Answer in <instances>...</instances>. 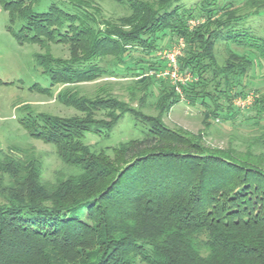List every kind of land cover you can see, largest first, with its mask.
<instances>
[{
  "label": "trees",
  "instance_id": "trees-1",
  "mask_svg": "<svg viewBox=\"0 0 264 264\" xmlns=\"http://www.w3.org/2000/svg\"><path fill=\"white\" fill-rule=\"evenodd\" d=\"M32 1L0 3L18 44L68 46L66 61L33 55L50 86L130 77L167 112L181 99L155 78L166 64L159 52L182 40L178 67L193 80L182 101L198 105L205 121L234 124V100L246 99L257 76L248 119L264 122V30L247 25L264 16V0H114L130 12L120 20L126 31L99 20L92 5L93 14L88 4L38 12ZM191 20L202 23L190 28ZM58 97L85 116L26 112L19 123L79 173L46 185L34 154L0 149V264H264V157L207 151L115 101ZM98 110L107 123L93 120ZM125 113L144 127L142 138L113 148L112 157L89 152L84 137L109 133Z\"/></svg>",
  "mask_w": 264,
  "mask_h": 264
},
{
  "label": "rangeland",
  "instance_id": "rangeland-1",
  "mask_svg": "<svg viewBox=\"0 0 264 264\" xmlns=\"http://www.w3.org/2000/svg\"><path fill=\"white\" fill-rule=\"evenodd\" d=\"M143 1L151 2L152 0ZM196 1L198 0H183L182 2L186 6H191ZM32 2L33 10L38 12H44L50 4H58L61 7L74 4L85 7L88 4L86 8H90L88 10L93 14L92 8L89 6L92 5L99 10V13H96L99 20L107 22L111 28L121 26L120 30H127L126 27H122L120 20L127 17L130 12L114 0H37ZM240 11L247 12L248 8L244 9L243 7ZM8 21V13L0 3V80L5 83L0 84V149L6 151L9 148H16L34 154L40 163L41 183L52 185L57 179L77 175L79 170L65 164L59 157L54 145L31 138L19 121L26 112L62 119L85 116L76 108L62 103L58 97L61 94L90 101L98 98L108 104L110 101H115L112 103L124 106L121 110H132L142 117L159 118L166 128L186 135L191 141L213 153L231 152L232 155L235 153L234 156L238 158L244 157L241 155L245 153L264 157V122L257 125L251 123L248 119L247 104L238 112L239 116L234 120L235 123L230 124L214 119L205 121L198 105L191 106L182 101L181 88L186 85V82L191 83L193 81L189 73L183 74L179 70V76L173 77L170 70L167 69V65L163 63L165 68L155 76L158 81H164V86L174 87L175 93L181 99L167 112H160L156 99L145 94L142 88L140 89V86H137L132 81L133 78L130 77L106 75L92 81L50 86L49 78L42 74L41 68L35 65L33 55L49 53L53 59L66 61L70 59L68 46L49 42H45L43 46L37 44L20 45L8 32ZM201 23L202 21L199 20L192 21L193 25H190V28ZM247 25L256 33L262 34L264 16L251 19ZM16 26L13 29H17ZM180 44H184L182 40H179L171 48ZM103 60L108 63L112 61V58L105 56ZM217 61L222 64V54L217 57ZM181 77L186 79L181 80ZM254 79L255 85L250 87L251 90L248 91L249 93L247 92L248 95L246 94L245 100L250 99L252 101L255 90L260 88L256 86L261 81L260 78L255 76ZM38 88L49 89V92H38ZM106 113L107 111L102 110L95 111L92 118L96 122L107 123L109 119L106 117ZM113 113L116 115L119 111L114 108ZM143 129L144 127L135 121L130 113H125L109 133L105 131L96 134L89 133L84 137L82 143L91 153H103L112 157L113 148L130 140L141 139Z\"/></svg>",
  "mask_w": 264,
  "mask_h": 264
},
{
  "label": "built area",
  "instance_id": "built-area-1",
  "mask_svg": "<svg viewBox=\"0 0 264 264\" xmlns=\"http://www.w3.org/2000/svg\"><path fill=\"white\" fill-rule=\"evenodd\" d=\"M192 21H195V20L189 21L190 25H193ZM182 48H183V45L180 44V45L175 46L169 50H164L162 52H159V56L161 57V59L165 60L166 65H167L166 67L168 70H170L171 75L173 77H176V76L178 77L179 76L178 74H180V73H178L179 72L178 56H180ZM180 79L182 80V79H186V78L181 77ZM250 101H251L250 99L242 100L241 98H237L236 100H234V105L237 108H244V107H246V104H247V106L250 104Z\"/></svg>",
  "mask_w": 264,
  "mask_h": 264
}]
</instances>
